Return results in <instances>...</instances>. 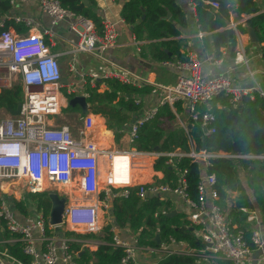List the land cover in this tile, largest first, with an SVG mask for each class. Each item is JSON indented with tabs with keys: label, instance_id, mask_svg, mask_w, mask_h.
<instances>
[{
	"label": "built area",
	"instance_id": "1",
	"mask_svg": "<svg viewBox=\"0 0 264 264\" xmlns=\"http://www.w3.org/2000/svg\"><path fill=\"white\" fill-rule=\"evenodd\" d=\"M197 0H190L196 7ZM213 10H219L217 0H201ZM43 11L50 17L53 27L69 22L71 31L77 36L78 43L73 44L72 53L104 52L114 47L117 39L115 25L106 24L100 35L95 25L88 19L76 15L64 8L60 0H40ZM32 30L28 35L20 36L5 29L6 20L0 21V93L14 87L17 80L23 87V100L18 116L0 120V219L5 222L7 230L19 237L23 244V252L31 258V264H77L69 250V243L63 242L60 247L47 237L45 219L38 215L26 224L20 223L10 209L4 196L5 183L24 182V188L33 194H43L49 185L63 186L69 192L62 193L67 200L64 223L74 232L84 230L89 235H97L103 231L101 224V193L102 179L105 176L107 196L113 199L129 197L132 189L133 160L141 155L139 151L129 153L112 152L100 149L91 142L88 133L93 127L91 116L83 118V127L78 136H74L67 125L57 126L54 122L61 115L63 105L61 92L63 89L62 69L57 55L53 54L47 44L44 34L36 30V22L30 18L14 19ZM242 22L231 25L228 30L237 31ZM52 34L49 30L45 32ZM203 36V33L200 34ZM207 62H214L213 56L206 57ZM165 66L174 67L188 72L189 77H181L173 87L165 88L167 94L162 105H176L184 102L190 113L191 121L201 122L206 136L215 132L210 129L215 120L210 113H200L198 107L210 103L221 96H232L233 108H238L243 97L250 95L248 91H239L232 87L227 78L205 79L200 75L201 63L195 55H188L187 60L165 62ZM156 92V91H154ZM264 98V93L261 94ZM210 110V108H209ZM159 113L158 108L152 109L142 118L136 120L130 128V139L134 143L139 129L154 120ZM186 133L188 130L185 128ZM162 157L161 154H154ZM168 164L190 158L201 166L208 167L209 161L215 158L244 160L253 156L229 155L225 153H208L206 150L197 152L194 145L189 151L178 150L166 156ZM108 164V169L102 173L100 161ZM120 163V168L117 165ZM120 171L121 180L116 174ZM216 177L203 175L199 186V201L193 203L186 194V181L182 177L180 188L172 190L164 186H139L138 195L141 201L150 197L161 198L174 194L185 200L191 209L188 219L198 225L204 216H210L212 231H205L201 239L205 252L211 255L212 264L217 261H227L231 264H251L255 251L264 250V237L258 231H253L251 243L255 250L245 242L243 233L232 231L231 221L216 204L218 193L214 189ZM122 189L120 194H113L110 189ZM61 197V195H60ZM212 200L208 211V200ZM253 218H250L252 221ZM115 246L123 248L126 258L123 264L133 261L134 251L118 238H114ZM11 261L22 264L7 253L0 251V264ZM260 264H264L262 256Z\"/></svg>",
	"mask_w": 264,
	"mask_h": 264
},
{
	"label": "crops",
	"instance_id": "2",
	"mask_svg": "<svg viewBox=\"0 0 264 264\" xmlns=\"http://www.w3.org/2000/svg\"><path fill=\"white\" fill-rule=\"evenodd\" d=\"M94 1L97 3L98 13L104 23L115 25L117 32L116 44L104 52L72 53L73 44L78 43V38L71 31L69 22L66 21L53 27L50 17L42 9L40 0H0V2L9 3L11 6L10 12L0 19V21L6 20V30L13 31L20 36L28 35L32 30L23 24L17 23L14 19L16 17L30 18L36 22V30L44 34V38L51 47L52 53L57 55L62 69L63 81H67V84L64 85L62 81L61 98L63 109L61 115L54 122L57 126H69L74 136H78L79 130L83 127V118L91 116L93 127L89 131L88 137L100 149L123 153L138 151L130 139V126L154 108L159 109V121L166 127L161 143L170 137V135L182 131L186 133L185 128L188 130L192 127L190 113L184 102H179L182 103L179 109L177 108L179 103L173 106L169 104L162 105V101L167 94L165 88L175 86L181 77H189L190 74L174 67L165 66V62L155 57V46L159 47L161 52L172 57L170 62L180 61L179 56L177 54L174 55L171 51H175L176 48H179L183 60H187L188 55H195L201 63L200 75L203 78H227L233 88L239 91H248L250 96L258 94L262 97L261 94L264 93V53L262 44L260 43L259 34L255 30L258 43H253L248 33L249 29H251L247 25L249 17L245 15L239 17L236 13L235 3H230L227 0L229 2L228 7L231 8L229 19L224 20L219 15V18L224 20L225 27L215 32H203L198 23L197 5L196 7L194 5L192 7L190 0H171L180 9L181 20H176L175 17L168 13L166 21L174 26L179 35H168L167 38L158 41L148 39L147 33H143L142 37H139L132 27L125 22L123 8L127 2L126 0ZM254 2L260 10L259 14L264 15V0H254ZM239 22H242L241 26L247 29L246 34L241 33L239 30H228L231 25ZM49 30L52 31L51 35L45 33ZM223 32L228 33L229 42L218 51L215 47L214 36ZM230 32L232 35H230ZM201 33H203L202 37L200 36ZM161 43L172 44L170 46H161ZM207 56H213L215 61L207 62ZM109 79L118 80L125 85H130L139 90L148 89V93L134 96L133 99L141 105V110L135 114H131L128 124L123 126H115V123L109 122L102 114L95 113L94 106L89 102L91 96L89 89L97 90L98 93L103 94L109 91L106 84V80ZM71 96L73 97L71 98ZM76 96H84L86 98L88 107L86 115L82 113L81 107L70 104V101ZM126 97L130 98L129 95ZM165 106L170 108L175 118L171 119L167 116V112L162 110ZM217 107L222 109L219 103H217ZM9 116V111L0 109V120ZM177 151L178 149L167 153L162 152L157 147L152 152H141L146 155L138 156L133 160L131 171L132 189H136L141 185H146L147 187L152 185L164 186L166 184L165 174L162 171L155 170V165L160 158ZM154 154H161L163 156L157 157ZM253 157L256 158L248 157L244 160L254 163L264 162V156ZM120 166V163H118L117 169ZM100 169L102 173L108 169V164L103 160L100 161ZM202 169L203 172H206L207 168L202 166ZM239 172L246 192L255 207L254 210H243V213L248 215L247 225L248 227L250 226L252 231H258L261 237H264V214L260 209L261 205L256 195L258 192L257 188L255 189L250 183V180L255 176L250 174L249 171L241 169V167L239 168ZM116 179L118 182L121 180L120 171L117 172ZM24 186L26 187L22 181L5 183L3 192L10 209L22 224H26L30 219L37 218L38 215H42L37 210L38 198L32 197L36 194L27 191ZM47 189L46 192L55 191L61 197H63L62 193L69 192L67 187L56 185H49ZM110 190L113 194H120L122 192V189L114 188ZM106 191H108V188L104 185L100 197V217L103 231L100 234L89 236L84 230L74 232L69 226H61L58 229L50 226L51 229H54L53 237L50 239L53 240L57 247H60V244L63 242L75 243L81 247L80 255H83L86 251L95 253L100 246L106 245L104 241L106 237L104 229L111 226V232L114 236L134 251V264H160L171 255H191L196 258L197 264H212L213 260L209 253L205 251L196 252L187 244L170 243L162 245L161 248L140 246L139 232L132 230L129 225L124 228L119 227L113 205L115 199L107 196ZM237 197V193L231 194L230 202L233 203ZM150 198L153 197L149 196L147 199ZM10 199H13V202H10ZM163 200H169L172 205L166 213L171 214L172 212H176L175 216L186 215L189 217L191 209L180 196L169 194L167 199ZM212 203V200L209 199L208 211H210ZM20 205L26 208L27 216L21 214ZM250 218H253V220L250 221ZM3 222L0 219V251L8 254L9 247L20 241L19 237L12 235L7 230ZM197 226L203 227L201 231L197 232L199 238H201L203 232L213 230L210 216H204ZM67 233H70L72 236L67 237ZM5 264L17 263L5 261ZM59 264L63 263L60 262Z\"/></svg>",
	"mask_w": 264,
	"mask_h": 264
},
{
	"label": "trees",
	"instance_id": "3",
	"mask_svg": "<svg viewBox=\"0 0 264 264\" xmlns=\"http://www.w3.org/2000/svg\"><path fill=\"white\" fill-rule=\"evenodd\" d=\"M85 5L84 0H60L61 5L90 20L96 27V31L102 35L105 24L100 14L98 6L94 0H88ZM123 8V18L129 24L135 33L142 37L143 33L148 34L150 40H162L168 35L178 36L179 32L174 26L166 21L168 13L181 20V11L171 0H126ZM219 10H213L201 0L196 1V11L198 23L203 32H215L225 27L224 20L229 19L231 8L223 4L221 0ZM236 4V13L240 17L248 16L247 25L259 34L260 43L264 53V15L259 14V8L254 0H228ZM11 10L9 3L0 2V19L7 15ZM219 15L224 19L221 20ZM239 31L247 33V29L242 26ZM229 42L228 33H218L214 36L215 47L219 51ZM172 43H161V46H170ZM154 55L162 62H170L169 57L161 52L159 47L155 46ZM168 48V47H167ZM174 55H180L179 48L171 50ZM219 54V52H218ZM264 55V54H263ZM219 56V55H218ZM109 91L103 94L97 90L89 89V102L94 106L95 113L102 114L109 122L115 123V126L128 124L130 115L141 110V105L136 103L134 96L142 93H148V89L139 90L130 85H125L118 80H106ZM130 96L128 99L126 96ZM73 96H71L72 98ZM232 96H221L214 100L208 106L198 107L200 113L210 112L215 120L211 123L210 129L215 132L206 136L205 129L201 122L191 121V128L188 132L184 131L170 135L163 143V132L166 127L159 121V115L152 121L144 124L134 140V147L140 152H152L159 147L162 152L171 153L178 150L189 151L194 145L197 152L203 148L208 153H225L229 155H253L264 156V98L258 94L248 95L242 98L238 108H233ZM23 100V87L18 85L9 90H3L0 93V109L14 111ZM219 103L222 109L217 107ZM182 103L177 105L179 109ZM97 105V107H95ZM210 108V110H209ZM167 112L171 119L175 118L168 106L162 108ZM126 112V114H125ZM236 117L241 120L235 125ZM116 121V122H114ZM169 158H160L155 170L162 171L166 177V186L172 190L180 188L182 177L186 181V194L188 200L193 203L199 201V186L203 175H214L216 184L214 189L218 193L216 204L231 221L232 231L243 233L245 242L255 250L251 243L253 234L250 226L247 225L248 215L243 210H254V204L246 192L243 180L241 179L239 168L249 171L255 177L250 183L257 188V198L261 205V211L264 214V162L254 163L247 160H233L215 158L209 161L206 172H203L202 166L190 158H182L175 161L174 165L168 164ZM139 188L131 189L130 196H118L114 200V210L119 227L130 226L135 232H139V245L149 248H161L162 245L176 243L187 244L196 252L204 251L205 245L197 232L203 227L193 224L186 215H177L170 217L167 212L172 207L169 200H163L153 197L142 202L139 195ZM237 193V199L231 203L230 195ZM263 193V195H262ZM38 196L37 210L45 219V229L48 238L53 237V230L50 227L49 217L51 211V202L46 193L36 194ZM102 199V198H101ZM21 214L27 216V210L23 205L19 206ZM5 224V222H3ZM106 245H102L95 253L86 251L80 255L81 247L78 244L69 243V250L75 257L77 264H123L126 253L123 248L115 246L114 234L111 232V226L104 229ZM67 237H71L67 233ZM91 236V235H89ZM93 236V235H92ZM159 236L160 244L156 242ZM8 254L21 262L22 264H31V258L24 254L23 244L18 242L9 247ZM93 262L91 263V261ZM218 264H231L227 261H217ZM126 264H134L129 261ZM160 264H197V260L191 255H171Z\"/></svg>",
	"mask_w": 264,
	"mask_h": 264
},
{
	"label": "water",
	"instance_id": "4",
	"mask_svg": "<svg viewBox=\"0 0 264 264\" xmlns=\"http://www.w3.org/2000/svg\"><path fill=\"white\" fill-rule=\"evenodd\" d=\"M223 4L229 6V2L227 0H221ZM85 5H88L89 1L84 0ZM170 15V14H169ZM250 37L252 38L253 43H258L257 35L253 29H249L248 31ZM230 35L232 33L230 32ZM63 84L66 85L67 81H63ZM70 104L72 106L78 105L82 109V113L84 115L87 114L88 112V107H87V100L84 96H76L74 99L70 101ZM21 111V104L18 105L17 109L14 111H9L10 115L12 116H18ZM240 117H236L235 119V125L238 121H240ZM132 126V125H131ZM130 126V127H131ZM157 150V149H156ZM202 151H205V148L202 149ZM50 202H51V211H50V217H49V222L50 226L52 228H60L63 223H64V213H65V208L67 204V200L63 197H60V195L55 192V191H49L46 192ZM168 195H164L161 198L162 199H167ZM10 202H13V199H10ZM143 204V201L140 203V206ZM37 213V212H36ZM176 215V212H172L169 214L170 217H173ZM156 242L160 243L159 236L156 237ZM264 256V250H258L256 251L251 259V264H260L261 258Z\"/></svg>",
	"mask_w": 264,
	"mask_h": 264
},
{
	"label": "rangeland",
	"instance_id": "5",
	"mask_svg": "<svg viewBox=\"0 0 264 264\" xmlns=\"http://www.w3.org/2000/svg\"><path fill=\"white\" fill-rule=\"evenodd\" d=\"M21 83H20V80L18 79L17 80V83L16 84H14V87L15 86H18V85H20ZM105 181H106V179H105V176L103 177V179H102V185H105ZM39 196V195H38ZM38 196L37 195H33L32 197L33 198H38Z\"/></svg>",
	"mask_w": 264,
	"mask_h": 264
}]
</instances>
